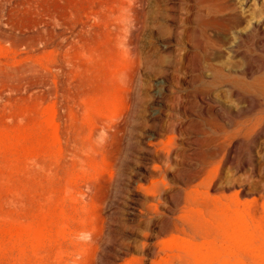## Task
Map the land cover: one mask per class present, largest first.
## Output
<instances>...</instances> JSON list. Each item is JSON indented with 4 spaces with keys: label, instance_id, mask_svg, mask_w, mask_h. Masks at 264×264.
Segmentation results:
<instances>
[{
    "label": "rangeland",
    "instance_id": "rangeland-1",
    "mask_svg": "<svg viewBox=\"0 0 264 264\" xmlns=\"http://www.w3.org/2000/svg\"><path fill=\"white\" fill-rule=\"evenodd\" d=\"M262 30L264 0H0V264H264Z\"/></svg>",
    "mask_w": 264,
    "mask_h": 264
},
{
    "label": "bare ground",
    "instance_id": "bare-ground-1",
    "mask_svg": "<svg viewBox=\"0 0 264 264\" xmlns=\"http://www.w3.org/2000/svg\"><path fill=\"white\" fill-rule=\"evenodd\" d=\"M262 34L264 35L263 30H262ZM205 241L207 242V239ZM201 245H202V242H201ZM159 251L160 253L158 254V261H161V260L163 261L164 258L169 257V256L178 257L176 264H215V261H216L215 259H213V257L216 255L211 245L206 247L205 252H204L201 250V247H199L198 244L192 243V244H188L185 248H183L182 252H178V251H175V247L173 244L169 242L167 243L164 242L162 246L159 248ZM218 257L220 259L219 261L220 264H243L239 261V258L237 257V255L233 253L232 250H229V249L228 251L224 250L222 252H219ZM258 259L255 257V260H254L255 264H261L262 258L260 259V263H258Z\"/></svg>",
    "mask_w": 264,
    "mask_h": 264
}]
</instances>
